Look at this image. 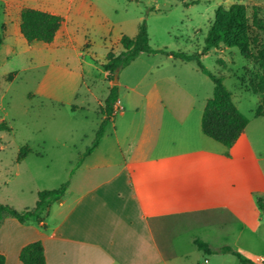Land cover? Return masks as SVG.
Returning a JSON list of instances; mask_svg holds the SVG:
<instances>
[{
    "label": "rangeland",
    "instance_id": "obj_1",
    "mask_svg": "<svg viewBox=\"0 0 264 264\" xmlns=\"http://www.w3.org/2000/svg\"><path fill=\"white\" fill-rule=\"evenodd\" d=\"M184 2L0 0V32L4 33L0 45V125L10 128V131L0 130V203L17 210L31 208L38 191L56 188L67 179H77L76 163L91 145L99 123L98 108L112 84L101 64L107 52L122 50L119 43L122 35L133 36L142 26L153 49L199 54L207 70L223 77L232 101L248 118V124L231 147L205 136L200 119L206 101L213 95L211 79L198 69L195 60L142 52L118 70L116 85L121 109L106 127L108 136L103 150L112 152L109 159L112 164L121 165V153L135 152L136 143L143 136L159 130L166 133L168 141L158 143L154 149L150 148L151 143H146L144 158L137 167L202 169L198 174L183 176H194L214 186L230 206L221 208L220 234L214 244L229 245L254 264H264V207L260 208L257 202L261 198L264 204V116H255L256 110L264 112V68L244 58L236 47L220 44L203 51L217 8L241 3L250 22L252 6L257 7L259 17L264 19V0ZM18 4L62 16V24L69 30L72 41L59 31L49 44L24 40L23 45L13 50L11 42L16 36L7 9ZM251 34L261 43V32L253 30ZM27 45L31 48L24 50ZM255 52L253 44L245 48L249 57ZM43 80L47 87L78 88V102L88 101L92 108L80 110L75 117L64 110L53 113L48 100L36 94ZM87 87L92 92L84 97ZM180 120L185 121L180 123ZM196 130L202 135L203 143L197 139ZM25 144L33 151L16 162L18 150ZM194 147H203L205 153L179 154L182 149ZM153 150L168 156L155 159ZM153 182L158 183L157 178ZM176 243L182 249L191 245L197 252L187 238H178ZM213 257L225 259L223 264H241L229 253Z\"/></svg>",
    "mask_w": 264,
    "mask_h": 264
},
{
    "label": "crops",
    "instance_id": "obj_2",
    "mask_svg": "<svg viewBox=\"0 0 264 264\" xmlns=\"http://www.w3.org/2000/svg\"><path fill=\"white\" fill-rule=\"evenodd\" d=\"M24 6L7 9L16 36L11 42L13 50L25 42L19 30L20 10ZM1 27L5 31V24ZM59 31L72 41L66 26L62 24ZM30 48L31 45L24 50ZM85 92L84 97L92 91L87 87ZM36 94L48 100L53 113L64 110L75 117L80 110L92 108L88 101L78 102L80 93L72 85L47 87L43 80ZM119 103L118 98L117 113L121 109ZM182 121L185 120L179 122ZM107 136L105 129L95 149L77 166V179L69 182L62 197L49 206L40 222L19 223L11 216L0 220V253L5 256V264H22L19 250L35 240L42 242L46 264H223L225 259H214L216 254L201 253L195 245L198 253L191 245L182 249L176 243L178 238H187L190 244L194 238H200L211 249L220 247L214 244L220 234L219 216L222 207L230 206L214 186L194 176H183L198 174L202 169L137 167L144 158L146 143L154 149L158 143L168 141L161 130L138 140L135 152H122L121 165L116 166L109 160L112 152L103 150ZM196 137L203 143L198 130ZM190 153L205 151L203 147H194L179 152ZM152 154L155 159L168 156L155 150ZM154 178L158 183L153 182Z\"/></svg>",
    "mask_w": 264,
    "mask_h": 264
},
{
    "label": "trees",
    "instance_id": "obj_3",
    "mask_svg": "<svg viewBox=\"0 0 264 264\" xmlns=\"http://www.w3.org/2000/svg\"><path fill=\"white\" fill-rule=\"evenodd\" d=\"M181 1L184 2L185 0ZM251 9L249 22L246 16V7L241 3H232L227 8H217L204 39L203 51L207 52L212 48H217L220 44L226 47H236L244 58L251 59L264 68V19L259 17L256 6H252ZM63 20V17L58 14L24 6L20 10L19 30L27 42L41 41L49 44L54 40ZM253 30L262 33L261 43H257L256 37L251 34ZM3 34L0 32V45L4 38ZM119 43L122 50L119 53L110 50L106 54L105 62L101 64L102 69L106 72V77L111 81L116 69L128 65L142 52L171 54L173 57L184 61L195 60L198 69L213 82V95L206 101L200 119L202 132L207 137L227 147H231L237 141L248 124V118L232 101V93L224 85L223 77L207 70L202 65L199 54H186L180 51L169 53L166 48L153 49L149 45L148 35L142 26L133 36L122 35ZM249 44H253L256 51L250 57L245 53V48ZM118 98V86L116 83H112L108 88L103 104L98 108L99 123L91 145L81 153L76 166H79L84 158L95 149L105 133L106 126L116 116ZM255 116H264V112L256 110ZM1 129L10 131V128L5 125H0ZM32 151L29 145H22L18 150L16 162L23 160ZM69 182L70 180L67 179L56 188L38 191L35 205L31 208L17 210L8 204L0 203V220L4 216H11L19 223L28 220L40 222L46 214V209L62 197ZM257 202L260 208L264 207L261 198H258ZM193 244L206 255L229 253L234 255L241 264H254L251 259L229 245L211 249L200 238H194ZM18 259L22 264H46L42 242L35 240L23 245L19 250ZM0 264H5V256L1 253Z\"/></svg>",
    "mask_w": 264,
    "mask_h": 264
},
{
    "label": "water",
    "instance_id": "obj_4",
    "mask_svg": "<svg viewBox=\"0 0 264 264\" xmlns=\"http://www.w3.org/2000/svg\"><path fill=\"white\" fill-rule=\"evenodd\" d=\"M118 70H119V69H116V71H115V73H114L113 80H112L113 83H116V82H117ZM48 209H49V208H48ZM48 209H47V212H48Z\"/></svg>",
    "mask_w": 264,
    "mask_h": 264
}]
</instances>
